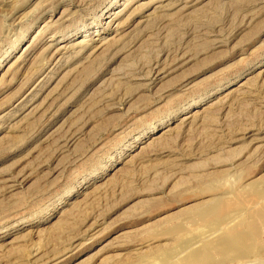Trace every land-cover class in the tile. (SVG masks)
Segmentation results:
<instances>
[{
    "label": "rangeland",
    "instance_id": "374dc122",
    "mask_svg": "<svg viewBox=\"0 0 264 264\" xmlns=\"http://www.w3.org/2000/svg\"><path fill=\"white\" fill-rule=\"evenodd\" d=\"M253 182L264 0H0V264H143L202 202L238 195L249 219ZM257 234L209 264H264Z\"/></svg>",
    "mask_w": 264,
    "mask_h": 264
},
{
    "label": "bare ground",
    "instance_id": "6f19581e",
    "mask_svg": "<svg viewBox=\"0 0 264 264\" xmlns=\"http://www.w3.org/2000/svg\"><path fill=\"white\" fill-rule=\"evenodd\" d=\"M246 193L254 197L263 196L264 187L254 182L249 183L246 186ZM244 214L246 213L238 195L232 200L215 197L202 202L188 212V218L196 224V227L192 228L190 232H184L182 234V228L179 225H173L170 231L176 232L177 238L175 243L169 248L158 250L150 256L149 252L143 264H160L163 260L189 247L194 239L200 236L203 230H216L217 224L229 221L231 217H233V219H238V224L235 228L227 232H225V230V234L222 233L216 240L206 242L204 247L202 246V249L190 252L182 261H175L177 263L173 264H209V262L213 261L214 257L211 254V250H215L222 261L238 259L246 253V250L242 248L244 243H250L252 247L263 244L257 234V227L259 225L264 227V204L259 209L251 213L249 212V219H242L241 217ZM252 247L250 248L252 249ZM139 254L141 253L137 255Z\"/></svg>",
    "mask_w": 264,
    "mask_h": 264
}]
</instances>
